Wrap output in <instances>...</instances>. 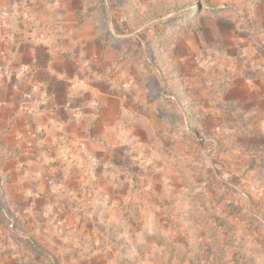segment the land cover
Here are the masks:
<instances>
[{"label":"rangeland","instance_id":"1","mask_svg":"<svg viewBox=\"0 0 264 264\" xmlns=\"http://www.w3.org/2000/svg\"><path fill=\"white\" fill-rule=\"evenodd\" d=\"M4 1L123 110L130 158L77 173L64 224L40 205L15 218L0 188V258L264 264V0Z\"/></svg>","mask_w":264,"mask_h":264},{"label":"crops","instance_id":"2","mask_svg":"<svg viewBox=\"0 0 264 264\" xmlns=\"http://www.w3.org/2000/svg\"><path fill=\"white\" fill-rule=\"evenodd\" d=\"M0 9L7 13V26L0 25L3 201L15 218L22 213L32 221L40 205L49 210L51 222L64 224L69 214L56 219L57 211L65 199L80 201L74 189L76 181L84 183L74 179L77 173L96 177L107 170L127 171L130 156L123 142L127 118L117 106L111 108L109 96L102 100L91 84L74 76L70 66H61L65 58L52 37L27 35L6 1L0 2ZM20 66L27 69L21 71ZM25 93H31L29 103L37 104L36 110L22 109ZM49 180L56 190L49 189ZM38 215L44 217L42 212ZM4 260L0 258V264H13Z\"/></svg>","mask_w":264,"mask_h":264},{"label":"built area","instance_id":"3","mask_svg":"<svg viewBox=\"0 0 264 264\" xmlns=\"http://www.w3.org/2000/svg\"><path fill=\"white\" fill-rule=\"evenodd\" d=\"M26 69H27L26 66H20V70L21 71H25ZM25 98H26L25 99L26 104L25 105L24 104L22 105V109L24 111H27V112H32V111L36 110L37 109V104H35V103H32V104L29 103V102H31L30 101V99H31V93H25ZM47 184H48L49 189H54V187H55L54 181L49 180L47 182Z\"/></svg>","mask_w":264,"mask_h":264},{"label":"trees","instance_id":"4","mask_svg":"<svg viewBox=\"0 0 264 264\" xmlns=\"http://www.w3.org/2000/svg\"><path fill=\"white\" fill-rule=\"evenodd\" d=\"M32 247H33L36 251H40V250L37 249V247H36L34 244H32Z\"/></svg>","mask_w":264,"mask_h":264}]
</instances>
